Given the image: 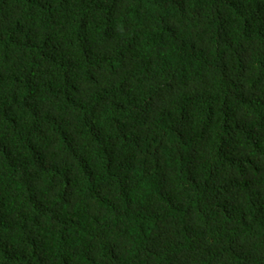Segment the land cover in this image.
I'll return each instance as SVG.
<instances>
[{
	"label": "trees",
	"instance_id": "16d2710c",
	"mask_svg": "<svg viewBox=\"0 0 264 264\" xmlns=\"http://www.w3.org/2000/svg\"><path fill=\"white\" fill-rule=\"evenodd\" d=\"M0 264H264V0H0Z\"/></svg>",
	"mask_w": 264,
	"mask_h": 264
}]
</instances>
